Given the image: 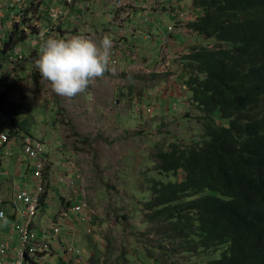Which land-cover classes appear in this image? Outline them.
Listing matches in <instances>:
<instances>
[{
    "label": "rangeland",
    "instance_id": "1",
    "mask_svg": "<svg viewBox=\"0 0 264 264\" xmlns=\"http://www.w3.org/2000/svg\"><path fill=\"white\" fill-rule=\"evenodd\" d=\"M43 1L49 3L48 0ZM60 1H63L61 13L59 9L52 8L53 22L48 26H43L41 22L45 20L43 13L36 11L30 18L25 17V25L21 26L24 36L29 38L19 43L17 50L20 52L16 57L28 52L31 64L23 58L19 64L14 62L6 68V71L13 69L8 81L14 80L15 76L20 82V86L15 87L16 95L10 97L9 101H21L23 104L14 114L23 127L22 134L28 133L43 140L45 152L49 160L52 159V165L45 169L46 174L43 175L46 184L43 203L46 200V205L41 215L47 214L48 220L43 217L42 227L53 231L52 225L59 222L62 203L69 199L72 200V209L85 202L88 212H91L92 221L76 224L74 232H69L61 222L57 237L53 239L45 235L51 244L59 239L63 244L59 253L51 257L50 264H71L64 263L67 248L80 250L77 264H150L148 258L161 262V259H166L170 246H166L168 252L166 250L164 253L157 248L160 236L152 228L155 223L147 220L143 199L150 197L148 184L152 179H168L166 175L158 176L155 170L158 151H166L172 144L194 146L202 141L204 134L198 121L200 113L190 106L191 94L186 87L177 83L185 71L182 58L191 52V48L203 44L208 48L213 47L208 40L193 35L196 33L187 28L188 22L197 16L196 2L149 0L148 7L152 13L144 14L141 11L133 13L134 7L130 3L117 0L115 10L118 12L115 14L118 20L112 24L115 38L111 37L112 31L105 32L112 15H99V8L93 6L91 9L90 2L86 4L82 0L79 7L73 6L72 14L64 17L68 6L65 0ZM91 10L94 12L91 13ZM130 11L134 18L127 21L123 28L122 24L126 22L119 17L128 18ZM155 19H158V24L154 22ZM129 27L134 28L135 33H131ZM153 28L156 44L171 43L170 37L173 36L177 40L176 45L159 49L155 44L156 51L152 41H149L143 53L138 48L143 40L136 35ZM74 34H86L94 40L108 35L112 40V49L110 65L105 73L94 78L83 91L67 97L52 90L50 83L35 68L34 61L39 56L40 44L47 36L68 38ZM34 35L40 38L36 40ZM164 38L168 39L164 41ZM6 61L10 62V59L0 57L4 67ZM114 61L116 63L111 65ZM5 104L3 102L0 106L8 105ZM9 120L0 111L1 132L7 131ZM20 136L21 133L15 134V139L11 141L13 157L7 154L6 149L0 157L3 161L0 165L2 194L8 188L11 190L13 178L14 184L17 183L19 187H22L20 184H28L30 189L35 186L34 179L27 181L20 178V174L13 173V165L20 161L25 173L29 162ZM40 156L42 159L46 157ZM67 163L71 165L67 166ZM6 171L9 176L2 175ZM6 196L0 195V209L5 212L14 211V207L24 209L15 201L14 194L15 206H9V201H3ZM75 217H79L75 222L82 221V217L75 212H68L66 219L73 221ZM145 248L152 250L151 256L145 252ZM139 250L144 252L141 261L137 257ZM218 254L219 251L215 256ZM72 258L74 260L75 255ZM171 260L184 264L187 258L170 252ZM6 261L0 258V262ZM193 263L194 260H189V264Z\"/></svg>",
    "mask_w": 264,
    "mask_h": 264
},
{
    "label": "trees",
    "instance_id": "2",
    "mask_svg": "<svg viewBox=\"0 0 264 264\" xmlns=\"http://www.w3.org/2000/svg\"><path fill=\"white\" fill-rule=\"evenodd\" d=\"M35 1L21 0L9 9L24 6L22 20L11 27L6 21L8 17L11 22L9 11L0 16V57L11 58L13 52L6 67L0 62V105H9L0 106V111L10 119L7 131H2L9 140L18 133L22 142L33 137L41 145L42 155L49 157L43 140L22 134L14 114L23 104L9 101L20 82L15 76L8 81L13 69L6 71L23 58L31 64L28 52L16 57L19 43L29 38L21 26L25 17L43 13L41 22L48 26L53 22L51 9H59L60 14L63 8L61 2L54 7V0L48 4ZM195 2L197 17L188 28L213 47H192L182 58L185 71L177 83L191 94L190 106L200 113L204 134L194 146L172 144L155 156L158 176L168 179H152L148 184L150 197L143 199V211L160 236L157 248L164 253L169 245L170 250L161 262L147 260L150 264H181L169 261L170 252H176L187 258L184 264L189 260L193 264H264V0ZM64 3L68 10L80 4L79 0ZM27 159L32 173L36 164ZM145 249L151 256L152 250ZM143 255L139 250L140 261Z\"/></svg>",
    "mask_w": 264,
    "mask_h": 264
},
{
    "label": "clouds",
    "instance_id": "3",
    "mask_svg": "<svg viewBox=\"0 0 264 264\" xmlns=\"http://www.w3.org/2000/svg\"><path fill=\"white\" fill-rule=\"evenodd\" d=\"M10 12L11 11H9V13ZM194 20H192V22H194ZM190 23L188 22V25ZM7 25L10 26V22ZM111 49L112 40L108 35H104L98 40H94L84 34H74L68 38H59L55 35H49L39 46V56L35 59L34 66L39 71L40 76L50 83L52 90L56 94L71 97L83 91L94 78H97L105 73L110 62ZM9 55H11V58L9 59H12V53H9ZM34 170L35 167L33 168L32 179ZM6 172H3L2 175L9 176L8 171ZM20 185L24 187L28 184ZM45 205L46 202L43 203V207H45ZM39 209L38 216L35 219L36 226L38 225V219L42 218L44 215V213L41 215ZM5 213L4 219L0 220V223L2 221L5 222V227H1L4 229L2 235L7 234V232L9 233V224L11 226L15 222V211H8ZM44 216L48 218L47 214ZM38 227L41 228L40 226ZM43 228L44 227L40 230ZM59 232L60 231H58V233L47 231L48 234L46 236L54 239L57 237ZM13 237L16 239L15 236ZM16 243H18L17 240H15V244ZM56 245L57 248L58 246L60 247V250L63 248V244L60 239L56 241ZM51 246L53 253L52 256L58 254L55 251L53 243ZM78 260L79 256L75 255L74 260L72 258L67 262L77 264Z\"/></svg>",
    "mask_w": 264,
    "mask_h": 264
},
{
    "label": "built area",
    "instance_id": "4",
    "mask_svg": "<svg viewBox=\"0 0 264 264\" xmlns=\"http://www.w3.org/2000/svg\"><path fill=\"white\" fill-rule=\"evenodd\" d=\"M19 4H21V0H0V12ZM9 16L10 24H13L21 21L22 12L21 10L18 12L11 11ZM11 141L8 135L0 131V150L7 144L10 147ZM23 145L25 153L32 160H37L43 153L41 145L33 137L24 139ZM42 167L41 164L35 165L33 174L35 186L33 190L27 185L15 187L13 194L18 202L24 206V209L15 210L14 217H18L23 223L14 222L11 226L9 224V233L7 232L4 235L0 233V258L7 260L6 262H0V264H41L43 261L46 264H50L53 253L52 246L47 242V237L45 236L48 233L43 228L41 230L42 233L39 234L38 229L40 228L38 225L32 224L38 216L40 194L46 186L42 180ZM77 210L80 211V209ZM5 214L3 210H0V220L4 219ZM58 231L59 229L54 226L53 232L58 233ZM15 240H17L18 245L15 244ZM66 252L65 262L70 261L72 255L79 256V250H74L73 248H67Z\"/></svg>",
    "mask_w": 264,
    "mask_h": 264
},
{
    "label": "crops",
    "instance_id": "5",
    "mask_svg": "<svg viewBox=\"0 0 264 264\" xmlns=\"http://www.w3.org/2000/svg\"><path fill=\"white\" fill-rule=\"evenodd\" d=\"M80 1H82V0H79V2ZM84 1H86V4L88 3V2H90L89 3V6H90V8L92 9V7L93 6H95V7H97V8H99V10H100V12H99V15H102V16H105V15H107V14H110V15H112V20L109 22V27H108V30H106L105 32H111L112 31V36L111 37H115V35H116V32H114V30H113V22L114 21H116V20H118V17H116V12H118L117 10H115L116 8H115V5H116V2H117V0H92V2H91V0H84ZM123 1H126L127 3H130L133 7H134V9L132 10V12L133 13H136V12H138V11H141V12H143L144 14H149V13H152V11L149 9V7H148V5L150 4V2H149V0H123ZM59 2H61V3H63V1H60V0H54V7H55V5H57ZM77 3V2H76ZM91 3H92V5H91ZM126 3V4H127ZM108 5V6H107ZM105 6H107V7H105ZM24 6H22V7H17L16 8V10L15 11H13V12H18V11H20V10H22V8H23ZM84 7V6H83ZM72 9H69V10H67L64 14V17H68V13H70V14H72V11H71ZM7 12H8V10L7 11H5L4 13H5V16H6V14H7ZM94 11H92L91 10V13H93ZM131 12V11H130ZM132 12H131V14L129 15V17L128 18H126V19H121L120 17H119V19L121 20V21H125L126 23L125 24H122V27L124 28V26H126V24H127V21H129V20H132L134 17V14H132ZM1 14H3L2 12H0V16H1ZM155 16H158V15H155ZM157 20L158 19H155L154 20V22L156 23V24H158L157 23ZM7 24L9 23V18L7 17ZM67 22V21H66ZM67 24H70V23H67ZM129 29H130V31H131V33L133 32V33H135V29L133 28H131V27H129ZM104 32V33H105ZM152 32H155V29L153 28L152 30H149V29H147L144 33H140V34H137L136 36H139L140 37V39H142L143 40V42H142V44L138 47L141 51H143V53H145V51H146V44L149 42V41H152V46H153V48L155 49V38H154V35L152 34ZM127 33V32H126ZM86 35V34H85ZM128 36V35H127ZM116 38V37H115ZM171 39H172V42L171 43H168V44H164V43H162L161 45L160 44H156V48H161L162 46V49L164 48H166L167 47V49H168V47L169 46H173V45H176V43H177V40H176V38L175 37H170ZM166 39H168V38H164L163 40L164 41H166ZM144 41H147L145 44H144ZM164 44V45H163ZM170 44V45H169ZM158 46H160V47H158ZM156 50V49H155ZM157 51V50H156ZM12 54H13V52H11ZM11 157H13V156H11ZM6 161L8 162V159H6ZM52 159H50L49 160V158L48 157H45V159H40V161L39 162H36L35 164L37 165V164H39V163H43V167H44V170L46 169L47 170V167H49L50 165H52ZM3 163V161H2V159L0 158V165ZM69 164L70 163H67L66 165L67 166H69ZM71 165V164H70ZM13 166H15V168H14V174L16 173V174H18V176H19V174L20 175H22L21 177H23V178H26V180L27 181H31L32 180V173L30 172V171H28V168H27V165H26V170H25V173L23 172V168H22V162L20 161V162H18V163H16L15 165H13ZM24 167V166H23ZM72 168H73V166H72ZM50 170V169H49ZM49 172H51V170L49 171ZM45 174H46V172H45ZM14 181H15V178H13V180H11V183H12V186H10L11 187V190L8 188L7 189V192L5 193H1V190L3 189V188H0V195H5V194H7V196L6 197H4L5 198V200H3V201H9L8 203H9V206H15L14 205V202H13V192H14V188L15 187H18L19 185H17V183H15L14 184ZM17 181V180H16ZM26 186V185H25ZM14 187V188H13ZM30 187V186H29ZM11 191V192H10ZM48 197H49V195H48ZM62 199H63V197H62ZM64 201V200H63ZM44 202H46V200L44 201ZM71 202H72V200L71 199H69L68 201H66L64 204H63V207H62V209H61V212L59 213V216H58V218H59V223H61V222H63L64 223V225H65V227L67 228V230L69 231V232H74L75 231V225L76 224H79V225H81V224H83L84 222H86L87 223V217H86V214L87 213H89L88 212V206L85 204V202H83L82 203V205H78V206H76L74 209H76V208H79V207H81L82 208V211L81 212H76V211H74V209H72V207H71ZM87 206V209L85 208ZM86 209V210H85ZM44 210V207H42V210L40 211V212H42ZM68 212H71V213H73V212H75V213H77V214H79L81 217H82V221H80V220H77V222H75L76 221V219H78L79 217H75L74 218V220L73 221H70L69 219H66L67 218V216H68ZM43 214V213H42ZM45 215V214H44ZM42 216V218H40V219H38V226H40L41 228H42V222H43V217L45 218V219H47L48 220V218H46L45 216ZM90 223V222H89ZM89 223H88V225H89ZM88 225H86V228L88 229L89 227H88ZM45 226V225H44ZM40 228V229H41ZM46 231H50V230H48V229H46ZM47 242L51 245V243H50V241H49V239H47ZM61 243V242H60ZM54 247H55V251L57 252V253H59V251H60V247L58 246V248H57V245H56V243L54 244ZM92 257V256H91Z\"/></svg>",
    "mask_w": 264,
    "mask_h": 264
},
{
    "label": "bare ground",
    "instance_id": "6",
    "mask_svg": "<svg viewBox=\"0 0 264 264\" xmlns=\"http://www.w3.org/2000/svg\"><path fill=\"white\" fill-rule=\"evenodd\" d=\"M67 1H70V0H67ZM115 63H116V61H114L112 65H114ZM11 140H12V139H10V141H11ZM11 147H12V144H11L10 147H9L8 144H7L4 148H1L0 151H3V150L6 149V150H7V154H8L9 156H12V153H11ZM25 154H26V153H25ZM40 159H41V156H39V158H38L37 160H34V161L39 162ZM39 164H41V165L43 166V163H39ZM42 174H43V175L45 174L44 167H42ZM21 176H22V175H20L19 177L21 178ZM42 180H43V182H44V176L42 177ZM18 187H19V186H18ZM33 189H34V187H33L31 190H33ZM14 190H15V188H14ZM44 194H45V191H43V192L40 194V201H39L40 209H39V212H40V210H41V206H42V203H43ZM14 199H15V201L18 202V200L15 198V196H14ZM18 203H19V202H18ZM19 204H20V203H19ZM85 208H86V207H85ZM17 209H18L17 207H14V211L17 210ZM77 209H80V211H78ZM0 210H3V209H0ZM3 211H4V210H3ZM74 211H76V212H81V211H82V208H81V207L76 208V209H74ZM4 212H5V211H4ZM90 214H91V212H89V213L86 214V217H87V219H88L87 222H91V221H92V218H91ZM89 217H90V218H89ZM15 220L18 221L17 223H23V221H22L21 219H19L18 217H16ZM34 223H35V221H33L32 224H34ZM32 224H31V225H32ZM52 226H53V227L56 226V227L59 229V231H60V223H59V222H55ZM3 232H4V229H1V228H0V233H3ZM88 232H90V230H88ZM73 249H74V250H79V249H76V248H73ZM79 252H80V250H79Z\"/></svg>",
    "mask_w": 264,
    "mask_h": 264
}]
</instances>
